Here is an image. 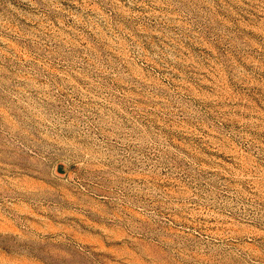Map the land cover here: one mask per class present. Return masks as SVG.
I'll return each mask as SVG.
<instances>
[{"label": "rangeland", "instance_id": "obj_1", "mask_svg": "<svg viewBox=\"0 0 264 264\" xmlns=\"http://www.w3.org/2000/svg\"><path fill=\"white\" fill-rule=\"evenodd\" d=\"M0 264H264V0H0Z\"/></svg>", "mask_w": 264, "mask_h": 264}]
</instances>
